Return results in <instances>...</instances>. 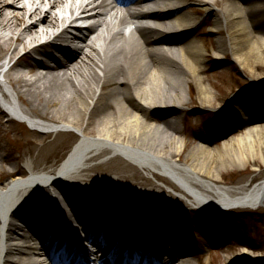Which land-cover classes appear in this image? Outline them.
I'll list each match as a JSON object with an SVG mask.
<instances>
[{"label": "bare ground", "instance_id": "6f19581e", "mask_svg": "<svg viewBox=\"0 0 264 264\" xmlns=\"http://www.w3.org/2000/svg\"><path fill=\"white\" fill-rule=\"evenodd\" d=\"M21 1L0 0V57L9 54L10 65L0 86L12 89V95L2 96L6 111L0 104V140H11L12 132L18 134L15 141L22 147L16 155L0 152V264H63V256H55L48 247L51 238L43 239L38 231L44 229L50 237L62 230L69 234L65 223L87 232V239L94 240L100 249L91 252L84 244L82 251L103 258L102 264L120 262L117 247L102 255L101 246L112 243L97 237L100 230L108 231L113 225L123 238L129 235L127 229H134L139 246L151 239V231L161 234L152 244L166 247V254L175 252V256L159 261L149 256V264H194L196 247L191 248L192 244L188 249L182 245L169 248L168 238L179 219V209L172 202L165 204L164 195L156 191L120 199L150 186L159 189L146 180L144 172L184 193L201 209L264 208V177L236 186L220 185L219 179L227 166L237 162L256 158L264 162V124L259 125L264 119V94L259 106L263 115L250 117V111L236 98L221 107L220 116L226 119L246 114L238 127L246 131L224 139L216 148L205 144L209 142L206 136H199L202 143L187 147L178 136V121L167 119L183 112L182 106L213 107L217 99L202 75L207 71V49L192 37L197 26L183 11L190 0H28V5L17 9ZM196 1L206 9L213 4L220 6L213 30L226 26L228 36L218 40L213 55L217 61L222 60L220 53L227 58L229 47L235 62L251 72L253 61L264 62V12L259 0ZM145 17L157 21L126 32L131 19ZM81 21L87 24H78ZM253 42L256 44L251 46ZM23 61H28L33 80L26 77ZM185 84L196 85L197 97H184ZM6 112L27 120L32 128L7 118ZM153 116H160L164 126L150 123ZM69 126L79 131L67 135L77 141L58 165L52 160L69 145L56 137ZM225 127L217 124L228 137ZM52 134H56L54 141L47 142ZM39 146L50 158L43 162L27 159ZM106 157L112 162L107 168L92 163ZM94 171L114 177L98 179L92 176ZM85 182L104 184L106 192L84 187ZM148 199L150 204H145ZM77 202L93 210L97 224L90 229L85 226L84 213L74 208V217L71 212ZM24 206L32 207L37 218L44 217L45 224L36 228L30 224ZM128 207L132 208L130 219L125 212ZM139 210L144 220L133 226L131 221L139 216ZM249 253L243 250L242 256L250 257ZM243 262L252 261L246 258Z\"/></svg>", "mask_w": 264, "mask_h": 264}, {"label": "rangeland", "instance_id": "374dc122", "mask_svg": "<svg viewBox=\"0 0 264 264\" xmlns=\"http://www.w3.org/2000/svg\"><path fill=\"white\" fill-rule=\"evenodd\" d=\"M259 2L264 12V0H259ZM24 4L28 5V0H22L16 5V8L21 9ZM219 7V5L213 4L211 9H206L200 2L190 0L186 2V6L183 10L192 18L194 26H197L192 37L199 39V43H202L207 49L208 56L205 66L207 71L202 75L205 77L204 83L210 86L212 92L217 97L213 107L207 106L198 108L195 105L187 104L182 106L184 109L183 112H178L174 116L167 117V119H172L174 117V119L178 121L180 130L178 136L185 140L187 147L191 144L202 143L199 136H206L209 138V142L205 144L207 146L209 145V147L216 148L223 145L224 139L228 140L241 136L246 131V128L238 129L240 122L236 115L232 117L227 116L229 122L225 123V130L229 132L228 137H224L220 129H215L213 126V120L217 115H220L221 107L234 98L237 99V102H239L240 106H242L245 111L247 109L250 111V117L254 114H262V109L259 107V104H261V98L264 94V88L263 90L261 89L262 85H264V62L253 61L254 63L251 68L253 72H251L235 62L229 47L226 59L224 53H220L222 56V60L220 61H217L213 57L218 46V40L228 36L226 26L216 28L215 31L213 30L216 19L215 11L218 10ZM56 12H59V10H56ZM133 21L134 19L130 20L129 25L125 28L126 31L132 29ZM78 24L86 25L87 22L81 21ZM72 31L77 32L75 30ZM97 44L98 47L101 46L100 42ZM255 44L256 42H253L251 46ZM246 48H248L247 45ZM19 50V52L22 53V47H19ZM253 54L252 59L255 60L256 56ZM8 56L9 54L2 53L0 64L6 60L9 62ZM22 67L26 73V77L33 80L34 75L30 72L31 69L28 68V61H23ZM8 69L9 63L5 72ZM4 79L6 80V77ZM183 95L187 99L193 96L197 97L196 85L193 84L191 87H188L185 84ZM231 104L235 105V102L232 101ZM159 115L162 117V114ZM160 116L156 118L153 116L150 123L156 126H164L163 120L159 118ZM262 124H264V119L259 120V125ZM230 125L232 127H229ZM7 127L6 125L4 126V128ZM77 132L79 133L77 129L69 126V128H65L62 135L60 134L56 137V134H52V136L48 138L47 142H53L56 137L58 141L60 140V143L65 142L69 145L66 150L61 151V153L58 152L57 157L52 161L59 165L63 159L66 158L69 149L72 147L71 145H74L75 141H77V139H73L67 135ZM9 137L11 140H0V152H12L15 155L19 154L22 147L15 141L18 134L10 132ZM40 148L41 146L35 148L32 154L26 158L30 160L36 158L40 160V162L48 160L50 158L48 152L45 150L40 151ZM110 160V157H106L93 160L92 163L103 168L111 165L112 162L110 163ZM124 162L127 163L126 160H124ZM91 174L98 179L114 177V174L111 173L94 171ZM142 175L152 186H157L159 189H152L150 186L147 187V190L143 189L131 192L126 195V197H121L120 199L137 197L156 191L160 195H164L165 204L172 202L174 207L179 209V212L176 213L179 219L175 224L186 228L189 238L196 246V250L193 251L192 256L194 264H243L246 258L252 262H256L257 260L264 262V208L235 209L232 211H219L212 207L201 209L195 207L192 200H189L184 193L182 194L180 191L166 185L162 180L145 172L142 173ZM263 177L264 162L257 158L248 160V162L240 161L233 166H227L226 170L221 172V176L219 175V179L221 180L220 185L223 186L245 185L250 182H256ZM85 183L87 185L84 187L92 188L91 190L94 191L106 192L107 187L104 184H96L93 182ZM145 204H150V200L148 199ZM169 210L175 212L174 209L169 208ZM17 221L23 224L22 221ZM65 224L72 232L74 231L77 233L76 238L84 235L80 227L70 225L69 223ZM195 230L197 232H195ZM27 233L31 234L32 232ZM214 234L219 235V240L223 238L224 241L219 242L218 240H214ZM80 241L82 242L83 240L80 239ZM243 250L250 252V257L242 256Z\"/></svg>", "mask_w": 264, "mask_h": 264}]
</instances>
